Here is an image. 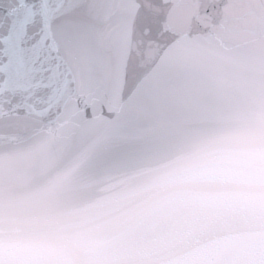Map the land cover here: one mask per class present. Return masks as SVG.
Wrapping results in <instances>:
<instances>
[{
  "label": "water",
  "instance_id": "95a60500",
  "mask_svg": "<svg viewBox=\"0 0 264 264\" xmlns=\"http://www.w3.org/2000/svg\"><path fill=\"white\" fill-rule=\"evenodd\" d=\"M0 264H264V0H0Z\"/></svg>",
  "mask_w": 264,
  "mask_h": 264
}]
</instances>
